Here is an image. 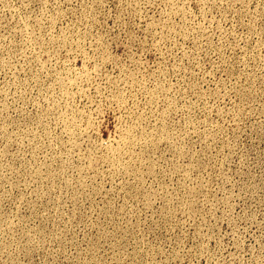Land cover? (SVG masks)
Here are the masks:
<instances>
[{"label":"rangeland","instance_id":"obj_1","mask_svg":"<svg viewBox=\"0 0 264 264\" xmlns=\"http://www.w3.org/2000/svg\"><path fill=\"white\" fill-rule=\"evenodd\" d=\"M0 264H264V0H0Z\"/></svg>","mask_w":264,"mask_h":264}]
</instances>
